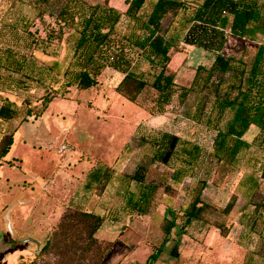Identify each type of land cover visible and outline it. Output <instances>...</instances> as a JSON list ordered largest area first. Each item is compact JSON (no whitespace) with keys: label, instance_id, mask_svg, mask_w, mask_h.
<instances>
[{"label":"rangeland","instance_id":"rangeland-1","mask_svg":"<svg viewBox=\"0 0 264 264\" xmlns=\"http://www.w3.org/2000/svg\"><path fill=\"white\" fill-rule=\"evenodd\" d=\"M106 1L122 13L112 33L114 45L123 48L133 70L150 81L158 63L124 37L138 32L125 14L127 3ZM154 1L145 0L141 11L148 12ZM182 1L186 9L161 23V31L174 44L168 71L175 92L165 111L152 115L148 109L154 108L155 90H144L138 103L127 100L115 91L123 74L110 67H104L97 84L88 89L65 85L64 71L75 64L77 33L55 17L64 0L47 6L33 0H0V49L26 60L20 72L0 68V104L8 98L18 110L15 118L0 120V148L2 137L14 133L9 152L0 159V264H57L60 250L43 254L40 249L70 209L107 218L96 236L112 246L100 264L144 263L157 247L162 250L153 264H264V179L259 177L263 153L252 141L234 167L209 160L217 130L231 111L220 114L213 87L193 82L197 67L209 68L215 53L182 42L188 18L201 0ZM262 43L264 34L257 31L243 39L230 37L223 51L248 67ZM45 94L54 96L47 108L36 118L28 116L27 110L41 109ZM159 130L198 144L199 161L186 168L178 158L169 164L151 161L152 149L139 143L137 132ZM257 132L251 126L244 137L251 141ZM98 165L109 167L110 180L102 188L86 189L88 173ZM177 168L183 170L179 181L171 177ZM135 172L156 186L145 214L126 203L129 193L136 196L139 191L140 184L129 178ZM249 175L258 179L256 188ZM203 181L201 197L210 205L204 220L186 217L184 208ZM231 199L233 205L225 212ZM171 218L174 225L164 240L163 227Z\"/></svg>","mask_w":264,"mask_h":264},{"label":"trees","instance_id":"trees-1","mask_svg":"<svg viewBox=\"0 0 264 264\" xmlns=\"http://www.w3.org/2000/svg\"><path fill=\"white\" fill-rule=\"evenodd\" d=\"M52 1L33 0L35 4L45 6ZM262 1L264 0H201L188 18L190 25L182 42L215 53L209 68L197 67L193 82L201 83L206 88L213 87V100L220 114L227 110L231 111L224 126L217 130L209 160L216 165L234 167L239 161L240 153L250 148L254 142L263 153L259 177L264 179V44H259L248 67L237 64L232 56L223 51L230 37L243 39L257 31L264 34ZM125 2L127 3L125 14L138 25V32L134 30L124 34V37L132 46L145 53L150 62H157L155 65L158 66V71L153 73L152 79L148 81L141 73L133 70L123 48L114 45L112 33L122 16L117 8L108 4L106 0L95 4H84L82 0H64L55 17L77 33L72 48L75 64L64 71L67 78L65 85H76L81 90L88 89L97 84L96 76L100 71L104 67H110L123 74L115 87L118 94L133 103H138L139 96L151 87L155 90L156 96L154 108L148 110L152 115L162 114L173 98L175 83L173 74L168 71L169 50L174 44L165 36V31H161V23L167 15H176L179 9L185 10L186 3L182 0H155L151 3L150 10L144 13L141 9L145 0ZM25 61L23 56L13 54L9 49H0V68L20 72L25 66ZM53 97L52 94L43 95L41 109L38 112L27 110L26 114L33 115L34 118L40 116ZM17 114L18 110L14 103L4 98L0 104V120H11ZM251 126H255L258 132L253 140L249 141L244 135ZM13 135L11 132L2 137L0 159L9 152L14 141ZM136 137L140 144L148 145L152 149L150 160L154 162L169 164L173 158H178L186 168L193 166L202 156V149L198 144L170 131L159 130L156 134L137 132ZM2 161L4 160H0ZM108 168L105 165L91 168L85 188L104 187L111 177V174L106 172ZM182 176L183 170L179 168L171 173L175 181H179ZM129 178L140 185L137 195L129 193L126 203L132 210L145 214L156 186L145 182L142 172H135ZM247 178L251 187L256 188L258 179L251 175ZM204 185L203 181L191 202L185 206L186 217L202 219V215L210 207L201 197ZM232 205L233 199L228 201L224 211L228 212ZM106 219L102 214L88 210L70 209L63 212L40 252L50 254L56 249L60 250L57 264H100L112 246L111 241L104 242L96 236V232ZM173 225V218L166 219L163 227L164 240L167 239ZM224 232L223 234L227 233L226 230ZM161 250V247H157L144 263L130 264H153Z\"/></svg>","mask_w":264,"mask_h":264},{"label":"water","instance_id":"water-1","mask_svg":"<svg viewBox=\"0 0 264 264\" xmlns=\"http://www.w3.org/2000/svg\"><path fill=\"white\" fill-rule=\"evenodd\" d=\"M13 207H14V205L11 206V207L8 209L7 214H9V211H10ZM7 228H8V230H9V232L12 234L11 224H10V220H9V217H8V216H7Z\"/></svg>","mask_w":264,"mask_h":264},{"label":"crops","instance_id":"crops-1","mask_svg":"<svg viewBox=\"0 0 264 264\" xmlns=\"http://www.w3.org/2000/svg\"><path fill=\"white\" fill-rule=\"evenodd\" d=\"M11 206H13V205H11ZM11 206H10V207H11Z\"/></svg>","mask_w":264,"mask_h":264}]
</instances>
